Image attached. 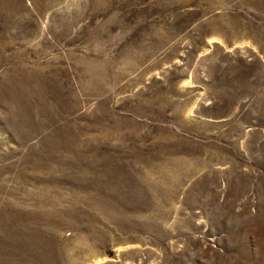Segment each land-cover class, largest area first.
I'll use <instances>...</instances> for the list:
<instances>
[{"label": "rangeland", "instance_id": "374dc122", "mask_svg": "<svg viewBox=\"0 0 264 264\" xmlns=\"http://www.w3.org/2000/svg\"><path fill=\"white\" fill-rule=\"evenodd\" d=\"M0 264H264V0H0Z\"/></svg>", "mask_w": 264, "mask_h": 264}]
</instances>
